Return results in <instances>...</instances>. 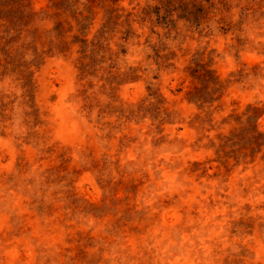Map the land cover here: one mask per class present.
I'll list each match as a JSON object with an SVG mask.
<instances>
[{
  "label": "rangeland",
  "instance_id": "rangeland-1",
  "mask_svg": "<svg viewBox=\"0 0 264 264\" xmlns=\"http://www.w3.org/2000/svg\"><path fill=\"white\" fill-rule=\"evenodd\" d=\"M166 1L0 0V264H264V0Z\"/></svg>",
  "mask_w": 264,
  "mask_h": 264
},
{
  "label": "trees",
  "instance_id": "trees-1",
  "mask_svg": "<svg viewBox=\"0 0 264 264\" xmlns=\"http://www.w3.org/2000/svg\"><path fill=\"white\" fill-rule=\"evenodd\" d=\"M114 1H116V0H114ZM209 1V0H208ZM172 1L171 0H167L165 3L163 2L162 3V5H164L165 7H167V8H170V6H172ZM205 8L202 6V7H200V8H198V11L199 12H205ZM161 10H160V8H158V10L157 11H155V13H157V15L159 16V12H160ZM168 11V10H167ZM206 12H208V11H206ZM168 12H166V16H163V18H165V17H169L168 16V14H167ZM204 14H207V13H204ZM145 15H148V13H145ZM160 17V16H159ZM197 22H200V18H199V16L197 17V16H195L194 17V20H193V23H197ZM205 71H207V73H209L210 71L208 70V69H204ZM196 73H197V70L196 69H193V71H192V75H196ZM211 75V74H210ZM210 82V84L211 85H217L218 84V81L216 80V78H212L211 77V80H209ZM196 90H197V88H196ZM190 99L191 100H194L195 99V97H193V96H191L190 97ZM196 101H201L199 98L198 99H196Z\"/></svg>",
  "mask_w": 264,
  "mask_h": 264
}]
</instances>
